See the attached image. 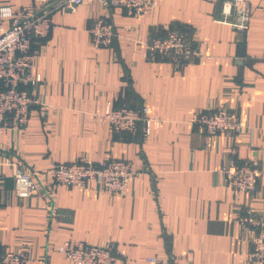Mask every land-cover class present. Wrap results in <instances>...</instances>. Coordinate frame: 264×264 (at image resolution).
Returning <instances> with one entry per match:
<instances>
[{
  "label": "crops",
  "instance_id": "obj_1",
  "mask_svg": "<svg viewBox=\"0 0 264 264\" xmlns=\"http://www.w3.org/2000/svg\"><path fill=\"white\" fill-rule=\"evenodd\" d=\"M45 1L0 0V7ZM224 1L155 0L135 17L83 0L51 13L48 36L33 44L34 92L43 104L30 107L24 129H0V253L24 250L27 264H75L58 251L70 241L113 243L116 264H252L256 231L238 218L246 210L264 217V176L253 193H236L220 168L230 158L264 160V0H247L245 33L221 21ZM97 18L113 24L110 47L90 43ZM170 26L189 32L197 59L180 67L149 59V40ZM108 104L145 105L159 123L147 136L114 133L99 116ZM220 108L236 111L241 130L199 132L196 116ZM110 158L140 171L125 192L94 181L55 185L45 173L57 162ZM15 163L41 172L51 200L15 193Z\"/></svg>",
  "mask_w": 264,
  "mask_h": 264
},
{
  "label": "built area",
  "instance_id": "obj_2",
  "mask_svg": "<svg viewBox=\"0 0 264 264\" xmlns=\"http://www.w3.org/2000/svg\"><path fill=\"white\" fill-rule=\"evenodd\" d=\"M108 8H123L127 15L142 17L154 6L155 0H99ZM83 0H46L37 6L33 2L16 10L7 6L0 7V129L22 130L25 128L32 105H42L34 92L39 77L32 72L35 59L34 42L43 40L49 34L51 13L57 9L77 5ZM222 22L235 30L245 33L250 21V8L247 0H226L222 3ZM7 22V25L4 23ZM89 40L95 49L110 47L115 36L112 22L97 18L90 24ZM147 54L151 60H164L176 67L193 61L200 56L198 48L187 30L178 27L166 28L153 36L147 44ZM109 124L114 133H137L143 136L150 133L152 124L159 119L150 117L145 105L131 107L121 104L99 115ZM199 132L213 136L225 132L238 133L241 124L236 111L216 109L200 112L195 119ZM13 166L14 191L20 197L43 195L49 198L51 187L39 179L41 172L25 170ZM228 187L238 193H253L259 179L264 176V160H245L236 162L227 159L220 168ZM53 184L85 186L94 181L111 193L125 192L130 182L140 171L130 160L123 158L104 159L93 162L81 159L75 162H57L45 171ZM242 225L251 226L256 233L251 239L249 256L252 264H264V217L246 210L239 216ZM58 251L75 264H116L120 252L113 243L95 245L86 242H63ZM28 256L24 250H3L0 264H27ZM148 261L157 263L155 258Z\"/></svg>",
  "mask_w": 264,
  "mask_h": 264
}]
</instances>
